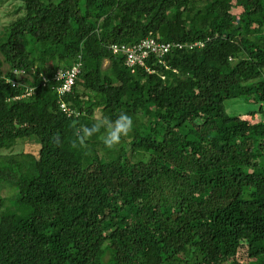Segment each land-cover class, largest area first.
I'll list each match as a JSON object with an SVG mask.
<instances>
[{
  "label": "trees",
  "instance_id": "16d2710c",
  "mask_svg": "<svg viewBox=\"0 0 264 264\" xmlns=\"http://www.w3.org/2000/svg\"><path fill=\"white\" fill-rule=\"evenodd\" d=\"M6 5L0 264H264V0ZM147 38L204 46L172 50L168 68L154 56L129 67L110 49ZM77 63L68 116L41 75ZM232 99L255 108L231 114ZM96 110L132 117L111 148L104 129L77 140Z\"/></svg>",
  "mask_w": 264,
  "mask_h": 264
},
{
  "label": "built area",
  "instance_id": "2783aa9c",
  "mask_svg": "<svg viewBox=\"0 0 264 264\" xmlns=\"http://www.w3.org/2000/svg\"><path fill=\"white\" fill-rule=\"evenodd\" d=\"M204 43L202 41L194 42L192 44H183V43H174V42H158L154 38H147L143 40L141 43L136 44L134 46H126L124 44H114L110 46L111 51L114 54L124 55L126 56V65L129 67L135 66H144L145 60L150 56L156 57V59L160 63H164L163 57L169 54L174 49H194L196 47H203ZM166 65V64H165ZM167 66V65H166ZM168 68V66L166 67ZM147 70L151 73L152 70L147 68ZM80 73V64H76L68 70H59L57 73L51 78L47 75H41L42 82L41 84L45 86L49 82H55V90L60 97L59 107L68 116H71L74 112L71 107L62 99L63 96L71 93L73 91V87L75 85L76 79ZM13 74L16 77H28V75L21 70H14ZM13 88L21 87V83L19 80L15 79L10 81ZM35 87L26 86V96L33 94Z\"/></svg>",
  "mask_w": 264,
  "mask_h": 264
},
{
  "label": "clouds",
  "instance_id": "9594fccd",
  "mask_svg": "<svg viewBox=\"0 0 264 264\" xmlns=\"http://www.w3.org/2000/svg\"><path fill=\"white\" fill-rule=\"evenodd\" d=\"M132 127V117L122 112L114 120L108 117H97L91 126L83 127L76 135L79 144L83 145L85 137H89L104 129L103 143L106 147L111 148L113 145L118 144L121 137L127 135Z\"/></svg>",
  "mask_w": 264,
  "mask_h": 264
},
{
  "label": "rangeland",
  "instance_id": "374dc122",
  "mask_svg": "<svg viewBox=\"0 0 264 264\" xmlns=\"http://www.w3.org/2000/svg\"><path fill=\"white\" fill-rule=\"evenodd\" d=\"M10 5H6L0 9V24H5L10 21V15L12 8H9ZM34 47V44L32 45ZM104 68L108 67V62H105L103 65ZM226 108L231 114H239V113H245L253 108L252 104L247 103L241 99H232L226 102ZM95 117H101V112L99 110H96ZM39 148V145L34 144L33 142H24L22 144L21 150L25 153H30L36 155L37 150Z\"/></svg>",
  "mask_w": 264,
  "mask_h": 264
}]
</instances>
